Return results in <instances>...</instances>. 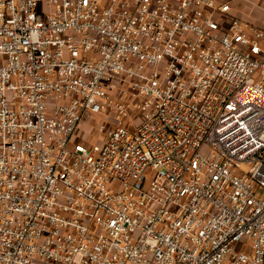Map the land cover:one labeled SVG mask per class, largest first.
<instances>
[{
    "label": "built area",
    "instance_id": "built-area-1",
    "mask_svg": "<svg viewBox=\"0 0 264 264\" xmlns=\"http://www.w3.org/2000/svg\"><path fill=\"white\" fill-rule=\"evenodd\" d=\"M237 1L0 0V264H264V30ZM84 116L117 120L79 143Z\"/></svg>",
    "mask_w": 264,
    "mask_h": 264
},
{
    "label": "rangeland",
    "instance_id": "rangeland-1",
    "mask_svg": "<svg viewBox=\"0 0 264 264\" xmlns=\"http://www.w3.org/2000/svg\"><path fill=\"white\" fill-rule=\"evenodd\" d=\"M235 15L248 21L254 26L264 30V0H239L233 5ZM254 60H259V57H252ZM113 120L108 116H84L79 123L78 129L74 133L76 142L97 143L101 142L106 137V131L112 127ZM103 126L100 130V127ZM152 172H147L146 176H152ZM250 243H240L235 246L237 251L248 253Z\"/></svg>",
    "mask_w": 264,
    "mask_h": 264
},
{
    "label": "crops",
    "instance_id": "crops-1",
    "mask_svg": "<svg viewBox=\"0 0 264 264\" xmlns=\"http://www.w3.org/2000/svg\"><path fill=\"white\" fill-rule=\"evenodd\" d=\"M233 13L235 14L236 12L233 11Z\"/></svg>",
    "mask_w": 264,
    "mask_h": 264
}]
</instances>
